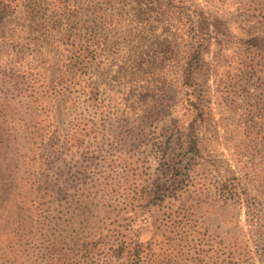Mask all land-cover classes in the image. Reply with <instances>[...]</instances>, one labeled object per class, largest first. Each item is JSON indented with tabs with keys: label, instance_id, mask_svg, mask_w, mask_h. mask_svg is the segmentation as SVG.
Returning <instances> with one entry per match:
<instances>
[{
	"label": "rangeland",
	"instance_id": "374dc122",
	"mask_svg": "<svg viewBox=\"0 0 264 264\" xmlns=\"http://www.w3.org/2000/svg\"><path fill=\"white\" fill-rule=\"evenodd\" d=\"M195 2L204 13L210 38L195 73V86L204 96L208 117L198 126L200 154L183 159L176 155L186 149L194 124L184 107L187 89L179 83V66L186 61L182 45L166 44L154 54L143 48L145 52L138 54L137 64L144 70L153 71L154 61L158 71L169 72L154 76L147 89L146 84L128 78L136 51L120 48L122 61L109 60V51L102 53L98 60L104 70L111 71L100 85L102 97L116 102L94 114L75 110L72 98L79 88L69 85V56L62 47L48 45V40L29 47L36 36L33 23L42 14L50 15L48 8L36 5L37 19L25 28L23 20L0 19L4 24L0 38L16 40L25 31L19 45L0 46V264H61V256L64 261L82 255L78 246L82 239L146 243L154 233L149 225L168 214L181 220L192 233L187 239L200 242L201 250L211 252L213 258L223 244L248 239L244 208L218 203L206 192L219 178L243 179L249 168L264 166V41L259 40L264 35L256 31L253 19L263 16L264 0ZM87 4L88 0L72 3L79 22L70 25L72 38L97 30L107 34L108 42L135 30L136 3L132 0L124 21L110 30L101 27ZM157 36L165 37L163 33ZM186 41L183 36L182 44ZM74 69L77 76H92L99 67L91 62L84 69L76 65ZM79 78L81 82L86 79ZM72 80L76 82L73 76ZM151 97L160 99L162 105L148 113L142 99ZM172 121L178 126L179 140L175 139L176 151L169 149L168 168L163 166L159 147ZM174 188L182 189L172 207L152 196L144 200L151 191L168 195ZM58 189L62 191L55 196ZM50 192L54 201L48 197ZM239 192L257 207L264 203V185L244 178ZM152 198L154 205L149 203ZM44 216L53 221L48 227ZM116 224L120 226L118 238L95 235L115 236ZM130 224L136 233L128 232ZM136 234L137 238H130ZM62 240L63 246L56 245ZM60 248L72 253L60 252ZM153 251L160 254L163 249L154 245Z\"/></svg>",
	"mask_w": 264,
	"mask_h": 264
},
{
	"label": "trees",
	"instance_id": "16d2710c",
	"mask_svg": "<svg viewBox=\"0 0 264 264\" xmlns=\"http://www.w3.org/2000/svg\"><path fill=\"white\" fill-rule=\"evenodd\" d=\"M75 1L80 3L82 0H0V19H9L10 21L23 20L25 24L23 28H25L29 26L30 22H34L37 19L35 16L37 12L36 5L39 7L43 5L44 8H48L50 15L42 14V16L38 17L37 22L33 23L35 26L32 31H34L36 36L30 39L29 47L39 46L45 40L49 41L48 45L62 47V51L69 56L67 58L69 66H66V76L69 77V85L72 84L79 88L75 92L76 95L72 98L75 110L81 108L94 114L104 110L107 104L116 102L113 98L102 97L100 85H103L102 81L111 73V71L107 72L104 70V63L98 60L102 53L109 51V60L122 61V59L118 58H123V51H120V48H131L136 51V56L133 60L135 67L130 69L128 78L138 84H146L144 89H147L152 84L154 76L168 75L169 72L158 71L154 61L153 71L144 70L141 65L137 64L138 54L145 52L143 48H149L148 51L154 54L156 49L162 48L166 44H171L173 48H178L182 45L186 49V61L179 66L181 68L179 83L187 89L184 94V107H187L192 114L194 127L191 128V139L187 142L186 149L176 155V157L183 159L187 155L198 156L200 154L199 140L197 138L198 126L207 121L208 108L204 96L201 95V92L195 86V73L202 64V48L205 49L210 44V38H207L205 29L206 18L199 4L195 0H132L136 3L133 15L136 20L135 30L132 33L129 32L120 36V40H108L106 42L107 34H100L97 30L87 31L83 35L77 34L75 38H72L73 34L70 31L72 27L70 25L79 23L77 22L76 10H74L77 7L74 8L72 6ZM129 1L88 0L87 7L92 15L101 20V27L110 30L124 21L128 13L127 6ZM211 1L219 4L225 0ZM31 5H34L32 11L29 10ZM25 7L27 10L23 11ZM253 19L256 31L264 35V14L259 18L253 17ZM2 24H0L1 27ZM24 32L21 30L17 34L16 40H11L12 36L8 39L1 36L0 46L5 45L6 48L11 49L14 45H19V42L22 41L21 34ZM160 33L165 36L162 40L157 36ZM183 36L187 37L185 44H182ZM168 37L170 41L167 40ZM259 40L264 41V38ZM37 55L39 54L37 53ZM153 60H158V56L153 58ZM91 62L98 63L99 69L97 73L92 74V76H87L86 73L77 76L74 66L84 69ZM117 73L120 75L122 72L115 71V74ZM72 76L76 79V82H72ZM84 76L86 79L82 80V82L79 81L81 79L79 77ZM142 101L146 102L144 111L148 113L154 110L158 111L162 105L160 99H155V97L143 98ZM159 112L162 113L164 111L159 110ZM178 133V126L175 121H172L171 127L167 128L166 134L163 135L164 139L160 142L159 149L162 151L163 160L165 159L163 166L167 165L166 167L168 168L169 162L172 161L169 149L172 152L177 150L175 139L179 140ZM72 137L71 134L69 138ZM181 162L182 160H180ZM184 169L186 170V168ZM249 169L243 175V179H247L249 183L258 184V186L264 185L263 164L261 163L258 169L253 167ZM188 171L189 168L187 169ZM243 179H238L234 175L229 179L224 178V180H221L219 178L207 189L206 195L212 194L214 201L224 204L232 202L235 206L244 208L245 223L248 228V239L246 241L237 240L235 244L229 246L223 244L216 252L214 258L211 252L207 253L201 250L202 244L200 242L196 243L188 240L187 238L192 235L189 228H186V225L181 220L176 221L177 217L173 214H168L162 220H159L157 224L152 222L153 224L149 225L154 233L151 235L152 239H148L146 243L140 242L138 239L108 240L105 243L100 239L94 243L82 239L78 244L82 255H74L63 261L60 253L61 264H264V203L257 207L241 197L239 186ZM181 189L174 188L173 193L168 195L151 191V193L145 194L144 200L152 196L159 202H169L172 207L173 203L180 198L177 195ZM51 191L53 193V190ZM60 191L62 190H54V195L57 196ZM48 197L54 201L51 192ZM155 198H152L149 203L154 205L156 202ZM149 217L151 218V216ZM43 219L46 222V227L53 222L48 216H44ZM143 223L145 225L144 221ZM132 226L133 224H130L127 230L129 233L134 234L137 231ZM119 227L116 224L117 232L115 236L110 234L101 235L99 233L95 235H98V238H118ZM82 236L86 238V234ZM137 237V234L130 236V238ZM156 237L164 238L165 242H158L155 239ZM125 238H129V236H125ZM55 243L63 246L64 240ZM154 245L160 250L163 249V251L160 254L154 252ZM175 250L177 254L173 256ZM61 251L67 254L72 253L60 248Z\"/></svg>",
	"mask_w": 264,
	"mask_h": 264
}]
</instances>
